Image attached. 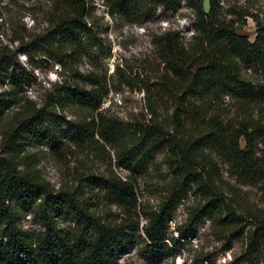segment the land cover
Returning a JSON list of instances; mask_svg holds the SVG:
<instances>
[{
	"label": "trees",
	"instance_id": "1",
	"mask_svg": "<svg viewBox=\"0 0 264 264\" xmlns=\"http://www.w3.org/2000/svg\"><path fill=\"white\" fill-rule=\"evenodd\" d=\"M101 1L108 14L126 20L151 6L174 11L183 2L194 10L188 40L174 29L151 38L163 64L154 89L174 104L169 123L157 119L151 107L153 117L146 122L107 116L105 83L77 69L82 56L100 44L89 21L94 0H51L41 31L23 35L14 29L18 44L0 46V264H119V253L139 230L145 237L143 259L159 264L166 254L176 253L181 238L191 236V223L205 218L217 224V236L234 235L243 242L241 264H264L263 212L235 214L224 196L219 167L229 166L239 181L258 180L264 187V164L257 155L264 142V21L248 5L222 11L219 0H209L208 13L204 0ZM248 18L255 25L252 41L243 32ZM32 45L43 48L69 75L54 83L40 106L16 91V54L28 53ZM221 98L232 101L233 118L220 112ZM67 111L72 119L66 120ZM65 124L70 146H110L117 164L133 176L146 174L162 154L170 179L156 208L141 207L134 180L111 169L85 177V189L69 183L56 188L45 179L25 149L62 148L57 138ZM189 192L200 202L173 236L168 221ZM100 200L107 207L104 217ZM28 215L40 229L23 227ZM205 261L194 257L182 264Z\"/></svg>",
	"mask_w": 264,
	"mask_h": 264
},
{
	"label": "rangeland",
	"instance_id": "2",
	"mask_svg": "<svg viewBox=\"0 0 264 264\" xmlns=\"http://www.w3.org/2000/svg\"><path fill=\"white\" fill-rule=\"evenodd\" d=\"M92 16L98 35V47L91 48L77 65L82 74L93 73L105 83L107 90L103 98L102 109L107 116L117 117L123 122L148 121L153 117L150 107L157 113L156 118L169 123L174 104L165 97L157 94L154 89L157 69L163 64L156 57V51L151 38L167 29L180 31L188 40L193 34L192 22L195 12L183 2L174 11H165L160 6L144 9L142 14L133 20H126L119 16H111L102 5L101 0H94ZM51 0H0V46L14 47L18 44L14 29L18 28L25 34L41 31L45 26L44 11L50 6ZM221 10L227 6H249V11L257 13L264 21V0H219ZM243 32L252 41L255 36L254 22L248 18ZM27 39H25L26 41ZM28 53L16 54V91L28 97L38 106L45 98L46 93L53 89L54 83L68 77L64 67L41 47L32 45ZM14 67V68H15ZM159 67V68H158ZM9 87L5 85L4 88ZM220 112L233 118L234 109L232 101L221 98ZM67 118L72 119V113L67 111ZM168 120V121H167ZM59 137V149L50 150L45 146H27L35 157L36 168L54 187L62 183L77 185L85 189V177L90 174L106 173L111 169L122 177H131L136 185V193L140 206L145 209H154L160 201L166 182L170 175L163 163L162 154H157L154 164L146 174L133 176L127 169L121 167L116 161V152L106 146L94 149L69 145V128L63 125ZM240 145L244 146L243 139ZM257 155L262 157L264 164V142L259 143ZM223 176L222 187L224 196L231 204L237 216L261 210L264 215V187L261 181H239L229 166L219 164ZM264 167V165H263ZM200 199L197 194L189 192L180 203H177L168 221L169 230L177 236L180 229L188 220L189 211L194 208ZM102 213L106 210L102 200L98 202ZM111 211L118 213L119 209L111 206ZM103 214V215H102ZM141 223H145L142 216ZM66 223H61L63 226ZM23 227L38 230L40 226L35 223L32 215L23 220ZM191 236L181 238L176 253H169L159 264H182L194 257H207L204 264H241L244 244L239 238L230 235L221 238L216 235L217 224H212L207 218L198 223H191ZM132 244L125 245L119 253V264H147L143 259L145 237L141 230L136 233ZM254 264H262L255 262Z\"/></svg>",
	"mask_w": 264,
	"mask_h": 264
},
{
	"label": "water",
	"instance_id": "3",
	"mask_svg": "<svg viewBox=\"0 0 264 264\" xmlns=\"http://www.w3.org/2000/svg\"><path fill=\"white\" fill-rule=\"evenodd\" d=\"M209 9H210L209 0H204V2H203V11H204V13H208Z\"/></svg>",
	"mask_w": 264,
	"mask_h": 264
}]
</instances>
